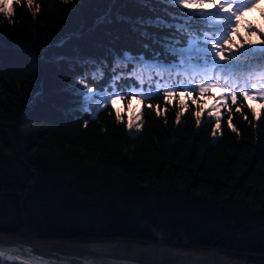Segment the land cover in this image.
Wrapping results in <instances>:
<instances>
[{
    "label": "trees",
    "instance_id": "obj_1",
    "mask_svg": "<svg viewBox=\"0 0 264 264\" xmlns=\"http://www.w3.org/2000/svg\"><path fill=\"white\" fill-rule=\"evenodd\" d=\"M109 9L152 15L134 0H35L31 10L22 3L12 17L0 14V234L161 242L264 264V112L255 120L238 97V132L225 111L213 137L214 122L197 127L196 107L177 122L180 109L165 111L157 96L145 101L153 109L140 106V130L128 131L111 107L92 115L70 98L67 85L88 61L111 65L110 47L144 52L114 15L97 23Z\"/></svg>",
    "mask_w": 264,
    "mask_h": 264
},
{
    "label": "snow or ice",
    "instance_id": "obj_2",
    "mask_svg": "<svg viewBox=\"0 0 264 264\" xmlns=\"http://www.w3.org/2000/svg\"><path fill=\"white\" fill-rule=\"evenodd\" d=\"M59 2L67 5L73 0ZM134 2L147 8L152 15L131 17L120 11L113 14L109 9L97 19V23H111L114 15L116 21L128 25L139 38L144 52L134 55L131 51L110 47L111 65L104 60L88 61L83 74L67 85L70 98L83 111L94 115L111 107L117 122H122L127 115V128L135 126L140 130L137 121L142 119L143 107L137 111V106L151 110L153 104H145V101L162 96L165 111L170 105L180 109L176 113L177 122L190 106L196 107L197 127L214 122L212 136L216 137L217 133L222 134L225 111L228 113V128L238 132L232 122V106L237 105L238 97H242L245 101H261L259 111L252 103L246 105L253 118L260 120L264 112V27L246 21L244 33L239 31L243 13L257 0ZM22 3L31 10L35 0H0V14L10 18L14 15V5ZM111 3L114 5L115 0ZM40 7L36 3V12ZM253 36L256 39H252ZM4 47V42L0 41V49ZM157 48L162 52L156 51ZM145 52H150L151 56H146ZM89 79L92 86L87 83ZM118 101L121 108L115 107ZM155 111L159 117V105L155 106ZM235 112L243 115L242 106H236ZM205 113L208 119L202 121ZM244 119L248 117L244 115ZM87 123L84 122L85 127ZM27 251L30 250L17 248L10 252L0 245V264H5V260L27 264L21 259Z\"/></svg>",
    "mask_w": 264,
    "mask_h": 264
},
{
    "label": "water",
    "instance_id": "obj_3",
    "mask_svg": "<svg viewBox=\"0 0 264 264\" xmlns=\"http://www.w3.org/2000/svg\"><path fill=\"white\" fill-rule=\"evenodd\" d=\"M25 167L27 166L25 165ZM0 236L10 237L5 235ZM15 239L16 240H0V245L5 246V248L10 252L15 251L17 248L22 250H30L24 252L21 257L22 261H26L27 264H189L180 262L165 263L163 259L142 256L123 251L98 253L71 252L60 247L22 241L17 238ZM52 242L61 244L79 243L69 241ZM5 264H21V262H10L5 260Z\"/></svg>",
    "mask_w": 264,
    "mask_h": 264
},
{
    "label": "bare ground",
    "instance_id": "obj_4",
    "mask_svg": "<svg viewBox=\"0 0 264 264\" xmlns=\"http://www.w3.org/2000/svg\"><path fill=\"white\" fill-rule=\"evenodd\" d=\"M0 240H16L11 237H2ZM22 241L45 244L55 247H60L71 252H83V253H98L109 251H123L127 253L148 256L153 258L163 259L165 263L168 262H180L191 264H246L234 261L232 259H225L217 253L211 252H192L185 250H178L166 247L165 245H141L132 243L130 241L122 242L116 241L112 243H100V242H87V243H54L52 241H31L24 239Z\"/></svg>",
    "mask_w": 264,
    "mask_h": 264
},
{
    "label": "rangeland",
    "instance_id": "obj_5",
    "mask_svg": "<svg viewBox=\"0 0 264 264\" xmlns=\"http://www.w3.org/2000/svg\"><path fill=\"white\" fill-rule=\"evenodd\" d=\"M262 13H264V0H257L256 4L254 6H252L250 8V10H247V11H245L243 13L242 18H241V26L239 28V31L242 34L244 33L246 21L247 22H252V23L256 24L258 27H264V16H262ZM252 39H256V37L253 36ZM156 51H161V49L157 48ZM101 83H103V81ZM210 103H211V100H209V104ZM228 103L231 105V101L230 100L228 101ZM246 103L247 104L248 103H252L253 104V107H255L258 111L261 110V101L259 99L257 101H255V102L254 101H251V100H248V101H246ZM132 104L135 105L136 104V101L133 100L132 101ZM115 107L116 108H121V103L118 101L116 103ZM235 107H236V105H233L232 106V110L233 111H235ZM139 110H140V106H137V111H139ZM128 114H131V112L129 111ZM205 115H207V114L205 113ZM122 120H126V123H127V115H125ZM137 123L140 124V121H137ZM135 130H137L135 126H133L132 129H128V131H135ZM21 218L23 219L24 217L22 216ZM5 236H8V235H5ZM10 237H13V236H10ZM15 238L20 239V240L29 239L31 241H36V242L40 241V242H42L41 240H35L33 238L28 237V234H27V230L26 229L24 230V233H23V235L21 237H15ZM160 241H161V239H160ZM155 244L156 245H162L161 242H158V243H155ZM178 250H183V249H178ZM207 252H211V251H207ZM225 259H229V258H225ZM234 261H236V260H234ZM237 262H239V261H237ZM241 263H246V262H241ZM246 264H248V263H246Z\"/></svg>",
    "mask_w": 264,
    "mask_h": 264
}]
</instances>
